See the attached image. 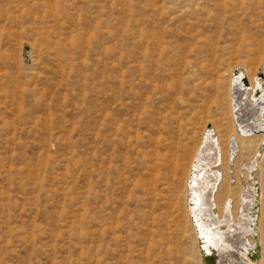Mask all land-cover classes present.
<instances>
[{
	"label": "rangeland",
	"instance_id": "1",
	"mask_svg": "<svg viewBox=\"0 0 264 264\" xmlns=\"http://www.w3.org/2000/svg\"><path fill=\"white\" fill-rule=\"evenodd\" d=\"M234 67L264 77V0H0V264H202L186 178Z\"/></svg>",
	"mask_w": 264,
	"mask_h": 264
},
{
	"label": "bare ground",
	"instance_id": "2",
	"mask_svg": "<svg viewBox=\"0 0 264 264\" xmlns=\"http://www.w3.org/2000/svg\"><path fill=\"white\" fill-rule=\"evenodd\" d=\"M29 50L24 46L25 62L30 61ZM229 74L230 122L222 134L211 124L202 131L186 178L185 205L196 242L198 235L203 236L223 264H263L258 215L264 199V77L258 71L249 77L241 67ZM241 77L248 81L247 88L240 84ZM237 85L243 88L240 98ZM256 89L261 90L258 99L254 98ZM243 156L237 171L236 162Z\"/></svg>",
	"mask_w": 264,
	"mask_h": 264
},
{
	"label": "water",
	"instance_id": "3",
	"mask_svg": "<svg viewBox=\"0 0 264 264\" xmlns=\"http://www.w3.org/2000/svg\"><path fill=\"white\" fill-rule=\"evenodd\" d=\"M235 73L237 74L238 72L236 71ZM258 77H262V75L259 74ZM240 84L242 85L243 88H247L249 85L248 81L246 79H244L243 77H241ZM235 87H239V88H236L237 89L236 92L239 91L238 98H240L241 97L240 92L243 91V88H241V86H239V85H237ZM259 91H261V90H259V89L255 90V92H254V98L255 99L259 98L258 97ZM255 109H256V107H255ZM242 113L244 114V118H245L246 113L244 112V109L242 110ZM258 131H260V130H256V132H258ZM197 244H198V249H199V254H200V257L202 260V264H223V260L222 259L219 260L220 258H218L219 257L218 254H216L215 250L212 247H210L208 244H206V239L203 236L198 235ZM253 253L254 254H252V255H256V252H253ZM233 255L235 256L236 260L239 262L240 261V259L238 258L239 256L237 257L236 253H233ZM238 264H240V263H238Z\"/></svg>",
	"mask_w": 264,
	"mask_h": 264
}]
</instances>
